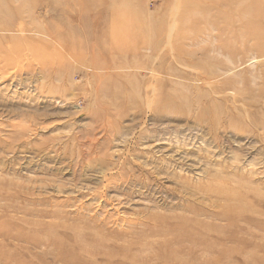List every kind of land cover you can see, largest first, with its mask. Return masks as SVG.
Returning <instances> with one entry per match:
<instances>
[{"label": "rangeland", "instance_id": "1", "mask_svg": "<svg viewBox=\"0 0 264 264\" xmlns=\"http://www.w3.org/2000/svg\"><path fill=\"white\" fill-rule=\"evenodd\" d=\"M0 15V226L19 236L0 235V264H105L96 239L119 253L152 214L219 210L193 188L222 171L264 196V0H0ZM230 252L200 257L264 264Z\"/></svg>", "mask_w": 264, "mask_h": 264}, {"label": "bare ground", "instance_id": "2", "mask_svg": "<svg viewBox=\"0 0 264 264\" xmlns=\"http://www.w3.org/2000/svg\"><path fill=\"white\" fill-rule=\"evenodd\" d=\"M3 15H6V13ZM3 28L12 31L11 27L2 18L0 20V31H3ZM8 39L5 34L0 35V44ZM108 39H112L113 44L118 42L117 37H109ZM10 52H12L11 55L15 53L18 55V49H12ZM33 55L35 56V54ZM247 56L253 62L259 57L256 52H250ZM8 59H12V57ZM228 60L233 68L237 69V65H235L237 62L234 61L231 55H228ZM28 62L29 64L32 63L29 60ZM39 64L45 68L46 60L39 59ZM261 74L257 71L252 73L254 76L253 81L260 78ZM238 100L244 101V98H237L235 102H238ZM248 117L245 118L248 119ZM252 122L264 126V120H252ZM230 124L234 127L241 125L238 119L233 120ZM226 179L227 177L224 176V171H222L213 175L210 181L198 184L193 188L200 192L204 199L214 197L213 205H215L216 200L220 201L221 206L217 211L207 206H201L200 211L188 204L185 205V209L187 212L192 213V216L175 215L169 217L165 214H152L140 222L151 224H143V228L138 233H131V238L125 239V245L117 246L119 253H112L110 247L106 248L105 243H108L109 238L105 240L96 239L91 244L96 242V245L103 249L102 254L108 257V261H104L105 264H211L214 261L211 260L210 262L207 257H200V251L204 254L215 251L217 253L215 262L217 263H220L223 258L230 257L232 253L230 251L233 250L241 256L253 260L260 258L261 254L259 252L263 251L264 254V236H256V231L252 228L255 226L259 230H264L262 212L257 208L264 201V196L257 187L252 185L249 179H232V182ZM235 182L237 183L235 184ZM202 214H209L206 216L211 219L219 217L220 220H225L226 223L217 224L213 221L200 220L199 217ZM0 235L3 238L13 237L17 239L19 237L17 235L11 236L1 226ZM155 236H159L161 240L159 242L154 240ZM229 242L233 243V248L226 246ZM221 245L223 247L218 248ZM154 247H156L155 250ZM211 247L216 249L213 250ZM227 248L230 251L226 250ZM133 250L140 252V255H131L134 254L131 252ZM143 252L146 255H142ZM74 261L86 264L103 263L98 260L94 253H90V256L87 257H76Z\"/></svg>", "mask_w": 264, "mask_h": 264}]
</instances>
